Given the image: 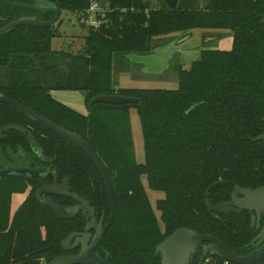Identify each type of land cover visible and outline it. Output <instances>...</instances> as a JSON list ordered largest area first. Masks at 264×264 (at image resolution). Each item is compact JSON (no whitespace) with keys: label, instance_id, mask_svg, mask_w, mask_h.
Returning <instances> with one entry per match:
<instances>
[{"label":"trees","instance_id":"1","mask_svg":"<svg viewBox=\"0 0 264 264\" xmlns=\"http://www.w3.org/2000/svg\"><path fill=\"white\" fill-rule=\"evenodd\" d=\"M33 4L31 0H10ZM62 11L83 13L92 0H46ZM98 29L87 30L84 50L70 54L52 49L60 37L55 25L19 26L0 36V94L85 139L103 162L117 197L114 221L97 252L109 264H159L155 247L178 228L219 240L235 255H246L257 232L251 214L208 211V204L230 200L232 188L264 185V0H179L175 9H151L146 0H108ZM41 15L0 0V28L24 16ZM195 29L231 33L229 50L204 49L188 69L178 68L177 88L116 89L112 67L117 54H147L154 38L188 34ZM81 92L85 113L52 96ZM134 98L136 104L90 105L98 96ZM139 117L144 161H136L130 110ZM44 170L38 177H0V264H49L64 254L61 242L82 230L85 219H58L41 206L36 189L66 181L107 219L111 200L93 161L72 144L0 103V171L20 167ZM145 181V182H144ZM149 190L162 193L153 206ZM31 188L10 215L13 194ZM53 198V197H52ZM60 208L73 202L54 197ZM199 264H225L208 255ZM231 264V263H228ZM260 264H264V261Z\"/></svg>","mask_w":264,"mask_h":264},{"label":"water","instance_id":"2","mask_svg":"<svg viewBox=\"0 0 264 264\" xmlns=\"http://www.w3.org/2000/svg\"><path fill=\"white\" fill-rule=\"evenodd\" d=\"M1 1L13 8L25 9L41 15L53 14V17L45 21L38 19L35 15L21 17L1 27L0 36L9 33L11 30L19 26L33 28L49 27L54 25L60 17V11L57 6L46 0H31L34 2L33 4L18 3L10 0ZM178 1L179 0H164V3L168 9L173 10L177 7ZM0 103L16 108L33 122L60 136L74 147L83 151L97 167L110 196L111 213L107 223L103 226V218H101L97 224L94 209L77 194L70 192L66 181H64L62 185L56 183L52 185H44L36 191V199L38 203L41 206L50 209L58 219L69 220L75 217L79 212H83L84 215L88 213V218H90L83 233L69 234L68 237L61 242V247L64 251H69L79 246V252L72 256H58L49 264H109L94 253L95 248L111 227L117 209V197L114 186L103 162L92 149L90 144L80 135L56 125L49 119L35 113L3 94H0ZM136 103L137 100L134 98L119 95L98 96L90 101V105L106 104L112 106L132 105ZM256 140L264 141V134L258 136ZM44 172V170L37 169L33 167V165H30L25 168L20 167L0 171V177L8 174L38 177L44 174ZM221 186L232 188L230 201L218 205L208 204V211L216 215H227L234 210L249 212L251 214V229L255 228L256 232L259 231L250 246L258 247L264 237V185L255 189H249L236 186L231 182L219 181L206 190L204 195L206 203L209 201V195ZM43 194L65 197L74 201L76 205L62 211L52 199L49 197H43ZM262 221L263 225L260 229ZM90 229H94V235L88 233ZM72 240H74L73 245L70 246ZM200 248L202 250L201 258L199 257ZM155 254L160 257L159 264H198L208 255H217L231 264H260L264 261V251H262L260 247H258L256 251L246 255H235L216 238L210 235L199 234L188 228H178L169 236L165 237L164 240L155 247Z\"/></svg>","mask_w":264,"mask_h":264},{"label":"rangeland","instance_id":"3","mask_svg":"<svg viewBox=\"0 0 264 264\" xmlns=\"http://www.w3.org/2000/svg\"><path fill=\"white\" fill-rule=\"evenodd\" d=\"M208 0H198V5L202 6ZM164 2V0H163ZM100 8L107 9L108 0H92ZM151 9L162 5V0H146ZM79 13L62 11L59 20L54 24L60 33L59 38L52 40V49L70 54L80 53L84 50L83 37L87 29L82 27L78 19ZM187 46H179V42L184 39L179 38L182 34H174L154 38L151 43V51L147 54H117L112 69V82L116 89H163L174 90L177 88L178 68L188 69L191 62L199 58V49H210L217 47V42L224 39V47L220 50H229L231 47V33L226 30H202L195 29L190 32ZM217 38L213 44L205 41L207 38ZM173 41V42H171ZM164 42V43H163ZM54 99L63 102L78 112H85L84 95L81 92L54 91ZM65 97L61 99V97ZM72 96V97H68ZM130 124L135 148L136 161L143 163V138L139 117L135 109L130 110ZM145 182V181H144ZM147 191L148 198L154 206L158 199L164 198L162 193ZM29 188L22 193L13 194L10 201V215H13L19 206L27 199ZM42 264H47L42 262Z\"/></svg>","mask_w":264,"mask_h":264},{"label":"flooded vegetation","instance_id":"4","mask_svg":"<svg viewBox=\"0 0 264 264\" xmlns=\"http://www.w3.org/2000/svg\"><path fill=\"white\" fill-rule=\"evenodd\" d=\"M54 183H56V184H58V185H62L64 182H60V183H58L55 179L52 181V183H45V184H42V185H40L37 189H36V191L40 188V187H42V186H44V185H52V184H54ZM29 190H30V192H31V188H29ZM36 191H35V197H36ZM30 192H29V194H30ZM43 197H49L50 199H52L53 200V198L54 197H56V198H58L59 196H50V195H47V194H43L42 195ZM53 197V198H52ZM79 197H81V196H79ZM82 199H84L83 197H81ZM37 200V199H36ZM85 200V199H84ZM87 203H88V201L87 200H85ZM230 201V200H229ZM38 202V201H37ZM73 203L71 204V205H69V206H64V207H59L62 211L64 210V209H67V208H70V207H72V206H75L76 205V203L74 202V201H72ZM88 205L91 207V208H93L89 203H88ZM94 209V208H93ZM94 211H95V217H96V222H97V224L99 223V221H100V219L101 218H103V226L107 223V221H108V219H109V217L106 219L105 218V216L104 215H101V216H98L97 215V212H96V210L94 209ZM88 213L86 214V215H84L83 214V212H79L75 217H73L72 219H74V218H76V217H81V218H83V219H85V225L83 226V228H82V230H76V231H72V232H70L69 234H72V233H83L84 232V228H85V226H86V224L90 221V218H88ZM72 219H69V220H72ZM262 225H263V221L261 222V226H260V229H261V227H262ZM259 229V230H260ZM254 230H255V228H254ZM258 232L259 231H257V234H258ZM88 233H90V234H92V235H94L95 234V231H94V229H90L89 231H88ZM68 234V235H69ZM68 235H67V237H68ZM66 237V238H67ZM65 238V239H66ZM64 240V239H63ZM73 241L74 240H72L71 242H70V246H72L73 245ZM98 246H99V244H98ZM98 246L95 248V251H94V253L99 257V258H101L100 257V255L98 254V252H97V248H98ZM258 247H260L261 248V250L262 251H264V237H263V239L261 240V243L259 244V246ZM258 247H256V246H250V250H249V252L248 253H251V252H253V251H256L257 249H258ZM62 248V247H61ZM63 250V249H62ZM79 250H80V247L78 246V247H76V248H74V249H72V250H69V251H64L63 250V253L64 254H62V255H60V256H72V255H76L78 252H79ZM247 253V254H248ZM199 257L201 258L202 257V250H201V248L199 249ZM206 258V257H205ZM205 258L202 260V261H204L205 260ZM201 261V262H202ZM200 263V262H199ZM198 263V264H199Z\"/></svg>","mask_w":264,"mask_h":264},{"label":"built area","instance_id":"5","mask_svg":"<svg viewBox=\"0 0 264 264\" xmlns=\"http://www.w3.org/2000/svg\"><path fill=\"white\" fill-rule=\"evenodd\" d=\"M106 12H109L108 7L107 9H102L97 3L91 2L87 11L80 13L79 18L77 20L79 24L85 29L96 30L100 26L102 22V17ZM225 264H228V262L225 261Z\"/></svg>","mask_w":264,"mask_h":264},{"label":"crops","instance_id":"6","mask_svg":"<svg viewBox=\"0 0 264 264\" xmlns=\"http://www.w3.org/2000/svg\"><path fill=\"white\" fill-rule=\"evenodd\" d=\"M208 31H213V30H208ZM190 34L191 33H188V34H184V35H181V37H178L177 39H175V40H178L179 38H183L184 37V39H182L178 44H179V46L181 47V45L182 46H187V41H188V39L191 37L190 36ZM168 37H170V35L168 36ZM217 40V38L215 37V38H207L205 41H208L210 44H213V42H215ZM171 42H173V41H171ZM164 43V42H163ZM224 43H225V40L224 39H221V37H220V39L218 40V42H217V47H214V48H210V49H216V50H220L219 49V47H224ZM226 44V43H225ZM231 48V47H230ZM202 50H204V49H199V50H197L199 53L202 51ZM192 63V62H191ZM112 69H113V67H112ZM68 97H72V96H68ZM65 97H61V99H64ZM59 101V100H58ZM61 102V101H60ZM63 103V102H62ZM64 104V103H63ZM70 107V106H69ZM73 109V108H72ZM85 109V108H84ZM86 110V109H85ZM81 113H85V112H81Z\"/></svg>","mask_w":264,"mask_h":264}]
</instances>
